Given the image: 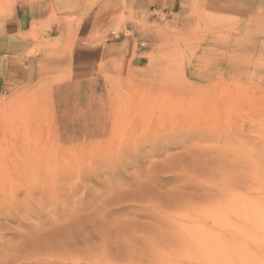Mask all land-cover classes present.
Returning <instances> with one entry per match:
<instances>
[{
  "label": "rangeland",
  "instance_id": "1",
  "mask_svg": "<svg viewBox=\"0 0 264 264\" xmlns=\"http://www.w3.org/2000/svg\"><path fill=\"white\" fill-rule=\"evenodd\" d=\"M200 20L149 72L6 90L0 264H264V24Z\"/></svg>",
  "mask_w": 264,
  "mask_h": 264
},
{
  "label": "crops",
  "instance_id": "2",
  "mask_svg": "<svg viewBox=\"0 0 264 264\" xmlns=\"http://www.w3.org/2000/svg\"><path fill=\"white\" fill-rule=\"evenodd\" d=\"M204 16L264 24V0H0V98L68 75L149 72ZM115 28L124 36L108 38Z\"/></svg>",
  "mask_w": 264,
  "mask_h": 264
},
{
  "label": "built area",
  "instance_id": "3",
  "mask_svg": "<svg viewBox=\"0 0 264 264\" xmlns=\"http://www.w3.org/2000/svg\"><path fill=\"white\" fill-rule=\"evenodd\" d=\"M110 37H112L113 39H116L118 37V35L115 32L111 31Z\"/></svg>",
  "mask_w": 264,
  "mask_h": 264
},
{
  "label": "clouds",
  "instance_id": "4",
  "mask_svg": "<svg viewBox=\"0 0 264 264\" xmlns=\"http://www.w3.org/2000/svg\"><path fill=\"white\" fill-rule=\"evenodd\" d=\"M28 201H25L24 203H27ZM37 206L38 207H43V204L42 203H37Z\"/></svg>",
  "mask_w": 264,
  "mask_h": 264
}]
</instances>
